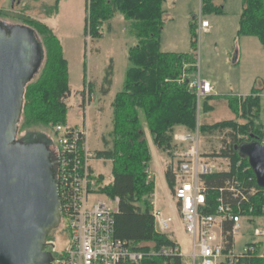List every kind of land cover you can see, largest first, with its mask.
<instances>
[{
    "label": "trees",
    "instance_id": "obj_1",
    "mask_svg": "<svg viewBox=\"0 0 264 264\" xmlns=\"http://www.w3.org/2000/svg\"><path fill=\"white\" fill-rule=\"evenodd\" d=\"M60 1L54 0L55 14ZM212 1H201V11L204 14H220L219 8L213 6ZM163 2L164 0H86L85 6L84 33L90 39H101L102 33L98 28L105 21H110L115 14H119L128 23L129 32L135 40V45L128 49L130 66L126 71L123 89L116 94L111 104V140L102 139L104 148L92 153L94 160L111 162V182L102 184L103 177H97L99 194L118 199L113 235L127 244L130 250L147 254L139 264L182 262L178 255L161 253L162 250H172L176 244L165 234L154 230L150 201L153 182L147 179L145 137L131 100L135 97L139 99L155 146L170 159L164 174L172 196L178 177L176 162L172 161L175 159L174 153L180 148L173 141V135L177 127L194 129L196 121V98L187 88L190 74L194 72L196 24L192 22L189 25L192 49L189 53L162 52L159 41L163 27ZM241 6L237 36L256 38L264 51V0H241ZM23 27L31 30L34 35L35 29L43 38L42 42L37 40L42 48L40 79L25 87L22 116L31 124L65 122L66 106L63 101L69 94L68 72L59 41L45 24L38 23L33 29L25 25ZM111 83L110 62L100 90L103 96L108 94ZM258 92L253 89L240 105L242 115L246 118L245 123L236 125L235 122H223L213 127H203L209 132L221 130L222 126L231 127L228 134L231 141L225 143L219 153L211 155L227 162L226 171L202 177L207 190L206 213L214 212L217 199L220 198L224 205L232 209L233 214H242L250 220H253V216L263 215L261 194L264 188L257 185L247 158L238 153V147L245 143L239 139L240 136L246 135V142L256 140L258 144L264 139L259 119ZM230 103L237 108V100L231 99ZM201 157L209 160L203 152ZM231 230L232 223L225 221L222 224L224 253H232L234 236ZM246 246L253 247L254 244ZM246 250L242 256H235L231 262L223 264H264V259L253 257V249Z\"/></svg>",
    "mask_w": 264,
    "mask_h": 264
},
{
    "label": "rangeland",
    "instance_id": "obj_2",
    "mask_svg": "<svg viewBox=\"0 0 264 264\" xmlns=\"http://www.w3.org/2000/svg\"><path fill=\"white\" fill-rule=\"evenodd\" d=\"M201 1L164 0L163 27L159 42L162 52L189 53L192 50L189 25L197 21L193 17L200 14L210 25L207 33L199 32L196 26L193 51L195 64L190 77L196 76L197 72L206 77L208 82L215 86L218 96L196 101L194 129L177 127L174 134L191 132L198 126L199 150L209 157L208 162L216 173L226 171L227 162L211 155L219 153L225 143L231 141L228 136L231 127L222 126L221 130L212 132L203 127H213L223 122H235L236 125L245 123L246 118L242 115L240 106L245 98H238L248 96L252 89L261 93L259 119L262 127L264 126V52L256 39L237 38L242 9L240 0H219L222 9L218 15L204 14V11H201ZM53 6L54 0H0V23L11 26L25 25L32 29L38 23L45 24L59 41L63 59L67 63L69 94L63 101L66 106L65 122L31 124L21 115L16 142L20 145L30 144V140L24 139L28 132H39L47 140L49 138L55 142L54 127L62 124L82 130L88 150L100 151L104 148L102 139L111 140V104L116 94L123 89L126 71L130 66L128 49L135 45V40L129 32L128 23L118 14L98 28L102 33L101 39L92 40L86 36L85 0H61L56 14ZM33 30L36 39L42 42V35ZM110 62L112 83L108 94L103 96L100 90ZM41 63L38 56L37 71L30 83L40 79ZM184 67L188 68L187 65ZM231 99L237 100V108L231 106ZM131 102L135 106L145 137L148 172L153 182L154 197L151 196V199L163 214L169 212L173 217L170 230L165 232L166 236L181 244L182 252L186 256L181 259L182 264H192L191 240L182 228L164 174V166L170 159L155 146L139 99L135 97ZM239 139L245 142L238 147L241 156L258 145L256 140L246 142V135L240 136ZM260 145L264 146V139ZM172 162H176V157ZM91 167L95 175H102V184L111 182L110 161L93 160ZM106 199L105 195L93 194L88 197V203L92 205L98 200ZM252 219L250 222L247 217L240 220L239 231L233 237L232 253L234 256L242 255L246 245L255 241L252 255L256 259H264V237L254 236L252 228V224H255L254 227L264 228V215L253 216ZM48 238L56 240L58 248H63L68 240V233L60 225ZM199 262L197 260L196 264Z\"/></svg>",
    "mask_w": 264,
    "mask_h": 264
},
{
    "label": "built area",
    "instance_id": "obj_3",
    "mask_svg": "<svg viewBox=\"0 0 264 264\" xmlns=\"http://www.w3.org/2000/svg\"><path fill=\"white\" fill-rule=\"evenodd\" d=\"M208 29V21L199 18L198 30L207 32ZM187 88L197 102L213 94L211 84L199 74L189 78ZM54 135L55 142L50 151L57 161L55 180L60 201V225L67 231L68 240L63 248H58L56 240L47 238L45 251L51 257L50 264H139L147 254L130 250L127 244L113 235L118 199L105 196L106 201L88 203L90 195L99 194V185L98 175L91 167L94 155L85 144V133L78 128L56 125ZM173 141L180 148L174 153L178 177L172 197L182 228L191 240L192 264H196L197 260L199 264L231 262L235 256L231 252H223L222 224L231 222L234 236L244 216L233 214L220 198L214 212L206 213L207 190L202 177L213 175L215 170L208 160L201 157L198 126L192 132L174 134ZM146 173L147 179H150L149 172ZM261 199L264 215V191ZM151 205L154 230L165 234L170 230L173 218L156 209L152 202ZM248 221L252 220L248 218ZM252 228L254 236L264 237V228L254 227V224ZM252 243L255 245V241ZM253 248L246 246V249ZM161 253L181 256L177 245Z\"/></svg>",
    "mask_w": 264,
    "mask_h": 264
},
{
    "label": "water",
    "instance_id": "obj_4",
    "mask_svg": "<svg viewBox=\"0 0 264 264\" xmlns=\"http://www.w3.org/2000/svg\"><path fill=\"white\" fill-rule=\"evenodd\" d=\"M38 56L42 61L31 30L0 23V264H50L45 242L61 223L50 141L30 132L24 136L30 144L16 142L25 87L36 74ZM244 156L264 188V146Z\"/></svg>",
    "mask_w": 264,
    "mask_h": 264
},
{
    "label": "crops",
    "instance_id": "obj_5",
    "mask_svg": "<svg viewBox=\"0 0 264 264\" xmlns=\"http://www.w3.org/2000/svg\"><path fill=\"white\" fill-rule=\"evenodd\" d=\"M241 1V0H240ZM212 4H213V6H215V7H218L219 8V10H220V13H221V9H222V7H221V5H220V1L219 0H213L212 1ZM59 5V4H58ZM85 6H86V0H85ZM242 7V6H241ZM241 11H242V9H241ZM241 14V13H240ZM119 15V14H118ZM209 15H212V14H209ZM214 15H218V14H214ZM121 16V15H120ZM196 18V22H194L195 24H196V26H197V28H198V19L200 18V19H202V20H205V19H203L202 18V16L199 14V16L198 17H195ZM239 18H240V16H239ZM209 28H210V25H209ZM198 30V29H197ZM209 30V29H208ZM199 31V30H198ZM237 31H238V28H237ZM199 32H202V31H199ZM208 32V31H207ZM207 32H204V33H207ZM237 38H243V39H256V38H254V37H238L237 36ZM257 40V39H256ZM258 41V40H257ZM259 42V41H258ZM259 44H260V42H259ZM260 46H261V44H260ZM262 47V46H261ZM163 52H165V51H163ZM264 52V51H263ZM169 53H183V52H169ZM184 53H188V52H184ZM197 74H199L198 72L195 74V75H197ZM199 76L201 77V78H203V79H205V80H207L208 81V79L206 78V77H204V76H201L200 74H199ZM190 78H192V77H190ZM213 88H214V90H213V94L211 95L212 97H214V96H218V94H217V92L215 91V86H213V85H211ZM253 90V89H252ZM251 90V91H252ZM257 90V89H256ZM259 91V90H258ZM250 94H251V92H250ZM249 94V95H250ZM248 95V96H249ZM210 96V97H211ZM257 96H258V98H259V100H260V97H261V93H260V91L258 92V94H257ZM245 97H247V96H245ZM240 98H244V97H239L238 99H240ZM264 127V126H263ZM264 130V129H263ZM165 153V152H164ZM100 161V160H99ZM102 161V160H101ZM169 163V162H168ZM167 163V164H168ZM167 164H165V166H164V173H165V167H166V165ZM147 171H148V169H147ZM98 176H102V175H98ZM151 180H152V178H151ZM152 197H154V193L152 194ZM150 201L154 204V207L156 208V209H158L157 208V206H156V203L154 202V201H152V199H150ZM174 208H175V210H176V205H175V201H174ZM159 210V209H158ZM176 212H177V210H176ZM165 215H167V216H170V217H172L171 216V214L169 213V212H167V213H165ZM173 218V217H172ZM180 219V218H179ZM182 224V223H181ZM255 225V224H254ZM165 235H166V233H165ZM172 240V239H171ZM177 246H178V248H179V251H180V253H181V256H180V258L182 259V258H185L186 256H185V254L182 252V247H181V244L180 243H178V242H176V241H174V240H172ZM148 245H150V244H148ZM182 261V260H181Z\"/></svg>",
    "mask_w": 264,
    "mask_h": 264
},
{
    "label": "flooded vegetation",
    "instance_id": "obj_6",
    "mask_svg": "<svg viewBox=\"0 0 264 264\" xmlns=\"http://www.w3.org/2000/svg\"><path fill=\"white\" fill-rule=\"evenodd\" d=\"M6 25H7V24H6ZM25 135H26V134H25ZM25 135H24V136H25ZM48 140L50 141L51 139L48 138ZM53 144H54V143H53L52 140H51L50 143H49V145H48V149H49V150H51Z\"/></svg>",
    "mask_w": 264,
    "mask_h": 264
}]
</instances>
